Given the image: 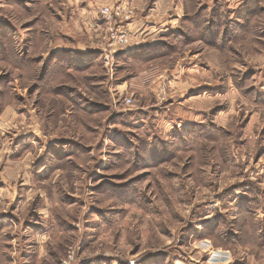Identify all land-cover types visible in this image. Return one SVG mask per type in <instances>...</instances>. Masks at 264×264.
I'll use <instances>...</instances> for the list:
<instances>
[{"label":"rangeland","instance_id":"1","mask_svg":"<svg viewBox=\"0 0 264 264\" xmlns=\"http://www.w3.org/2000/svg\"><path fill=\"white\" fill-rule=\"evenodd\" d=\"M130 1L0 0V264H264V0L106 64Z\"/></svg>","mask_w":264,"mask_h":264},{"label":"crops","instance_id":"2","mask_svg":"<svg viewBox=\"0 0 264 264\" xmlns=\"http://www.w3.org/2000/svg\"><path fill=\"white\" fill-rule=\"evenodd\" d=\"M142 1L145 0H131V6L132 9L136 11V15H133L132 19L129 21L119 22L120 27L126 29L130 33V42L125 47V51L128 53L139 52V56L135 59L140 62L145 60L144 57L142 58L141 54L143 50L149 52L150 54L159 49L167 31L173 28L177 31L181 30V32L183 30L181 25H176L179 14L176 13L177 16H175L176 18L174 19L170 18L172 16L170 12L173 10L171 4L173 5V3L168 2L167 0H155V3L153 4L155 6L145 11L144 7H140ZM88 14L89 18H91L90 20L88 19V25L91 28L97 27L98 18L94 13V9L91 8ZM182 35L185 34L182 32ZM38 36V33L32 36V43L38 40ZM205 88L208 89V87Z\"/></svg>","mask_w":264,"mask_h":264},{"label":"built area","instance_id":"3","mask_svg":"<svg viewBox=\"0 0 264 264\" xmlns=\"http://www.w3.org/2000/svg\"><path fill=\"white\" fill-rule=\"evenodd\" d=\"M99 13L109 27L108 35H106L109 41L107 46L103 49V58L105 63L109 64V60L113 59L114 54L125 48L130 42V33L124 28L117 27V22L131 20L134 12L130 5L118 4L115 6L102 5L99 9ZM124 101L128 105L133 104L130 97L125 98Z\"/></svg>","mask_w":264,"mask_h":264},{"label":"trees","instance_id":"4","mask_svg":"<svg viewBox=\"0 0 264 264\" xmlns=\"http://www.w3.org/2000/svg\"><path fill=\"white\" fill-rule=\"evenodd\" d=\"M192 16L194 17L192 22H195L196 18H199L200 17V14L198 13V10ZM204 26L206 27L205 30H208L209 29V26H210L209 25V22H206V25H204ZM150 55L152 56V53L146 55L145 60H143L141 63L147 64L149 61H151L154 58V56L152 58H150L151 57Z\"/></svg>","mask_w":264,"mask_h":264}]
</instances>
